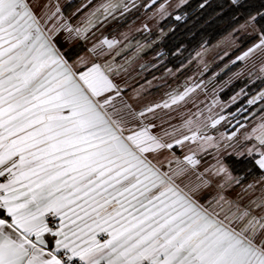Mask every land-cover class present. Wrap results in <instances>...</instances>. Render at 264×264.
Listing matches in <instances>:
<instances>
[{
  "label": "snow or ice",
  "instance_id": "obj_1",
  "mask_svg": "<svg viewBox=\"0 0 264 264\" xmlns=\"http://www.w3.org/2000/svg\"><path fill=\"white\" fill-rule=\"evenodd\" d=\"M127 11L124 0H102L74 27L52 0H0V264H264V118L244 136L255 141L245 152L262 175L245 185L225 165L214 166L209 171L224 183L201 203L196 196L211 183L203 174L200 183L177 181L199 164L197 151L219 147L206 129L193 130L188 119L191 135L172 143L154 135V125L125 135L126 117L161 105L125 113L114 103L120 89L111 60L78 72L58 47L61 32L86 39ZM261 21L264 11H257L240 26L259 41L237 60L259 55L264 79ZM119 43L103 37L89 51L105 55ZM192 90L171 96V104ZM257 100H264V90L248 104ZM186 141L200 143L183 160H168V171L149 158ZM233 185L240 191L229 198L223 190Z\"/></svg>",
  "mask_w": 264,
  "mask_h": 264
},
{
  "label": "flooded vegetation",
  "instance_id": "obj_2",
  "mask_svg": "<svg viewBox=\"0 0 264 264\" xmlns=\"http://www.w3.org/2000/svg\"><path fill=\"white\" fill-rule=\"evenodd\" d=\"M127 1L128 0H124L130 11L125 12L123 15L117 12L116 19L109 18L106 23L98 25V27H102V31H107L106 34L108 36L114 35L117 29L128 27L134 21L142 17L143 14L150 13L151 15L153 13V15H155L157 13V6L162 2H159V0H155V3H153V0ZM96 2L99 4L102 0H96ZM175 12L176 9L167 16L170 18L168 22L170 25H172L173 20H177ZM164 21L165 20L158 23L156 29H153L151 32L147 33L144 31L145 33L135 34L124 42L122 47L118 50L120 51L123 49V51H120L119 56L114 55V59L111 58V61L117 68L123 65L122 69L119 67V69L116 70L117 73L124 72L132 64L137 63V75L143 76L145 74L143 81L148 79L154 81L155 87L153 88L152 94L159 93L162 95V99L166 101L170 100L171 96L175 94L184 93L186 89L193 90L185 96L184 100L189 99L197 93H202L205 97L208 86L216 87L217 85L219 86L220 83L224 84V82H226L227 85L238 87L240 75L236 76L235 74L240 72L242 74L243 70L240 69L244 67L240 65L237 57H235L237 55L236 48H223L225 45L224 40L218 41L215 45L200 50L187 47L184 51L177 52L176 59L172 61L171 59H167L161 51L165 38L170 35L171 29L173 28L168 24L164 25ZM89 32L87 33L86 39H89L90 36L94 34L92 32L89 34ZM59 36L64 44L63 52L66 48V42H64L62 35L59 34ZM138 45L143 46V48L136 54ZM84 46L87 47V45ZM146 58H151L147 66L144 63V59ZM231 60L235 61V63L229 64ZM128 61H130V63H128ZM222 77L224 78L222 79ZM257 86L258 87L249 95L245 97L242 95L239 100L235 99L231 104L230 112L219 113L215 118L204 116L205 124L203 128L206 129L209 136L214 138V143L219 145L218 148L208 147L205 151H202L200 157L205 158L203 160L204 164L205 162L209 163L208 166L206 164L205 166L207 168H212L214 164L216 166L223 164L231 171L233 176L241 178V184L245 185L252 182L254 179H259L262 175L261 171L255 165L254 159L248 157L245 152L246 148L250 147L255 141L244 140L245 134L251 132V129L264 118V100H257L256 103L252 105L248 104L249 99L259 93L261 89H264V83H259ZM173 114L176 115V113ZM222 117L223 119H221ZM217 119L220 122L216 124L215 127H212V122ZM182 122L184 125L183 120ZM162 128L163 127H161V129ZM233 133H236V135L232 136ZM230 136L232 139H228ZM240 152H245V155H237V153ZM240 165L247 167L252 166L255 167L256 170L244 171L238 168ZM191 171H193V180L192 182L190 181L191 184L200 183L198 176L202 174L201 170L195 168L189 171L188 169L186 173L187 176ZM201 179L207 178L203 175ZM219 191L218 185L211 182L207 188L202 189L201 192L197 194L196 198L200 200L201 203L207 204V201L211 200L213 196H216ZM239 191L240 185H233L232 187H226L223 190V194L229 198H234Z\"/></svg>",
  "mask_w": 264,
  "mask_h": 264
},
{
  "label": "rangeland",
  "instance_id": "obj_3",
  "mask_svg": "<svg viewBox=\"0 0 264 264\" xmlns=\"http://www.w3.org/2000/svg\"><path fill=\"white\" fill-rule=\"evenodd\" d=\"M63 1V6L66 4H73L72 1L75 2L73 4V7L71 8L70 5L65 6L63 8V11L65 13H69L72 10V15L70 17V24H72L74 27L78 26L79 22L82 20V18L85 16V14L93 7H95L97 4L96 0H92L91 4H88L87 7H82V5L87 3V0H61ZM98 1V0H97ZM132 0H128L127 2H130ZM162 1L157 6V13L153 15V13L150 15V13L143 14L142 17L134 21L132 24H130L128 27H123L121 29H117L116 33L114 35L108 36L106 33V30L102 31V27H96L93 28L89 34L92 32L89 39H80L70 36L66 32H61L68 34L67 39L70 41H75V43H70V47H76L77 45V51L79 54H77L75 57L71 58L70 56L66 57L70 64L74 68H79L78 66H83V71L86 70L87 67L91 66L92 63H100L103 64L107 61H110L111 58L117 56V51L120 47L124 44V42L131 36H134L135 34L142 33V32H151L153 29H156L157 24L166 19L170 13L179 8L184 2L187 0H159V2ZM164 5V11L160 10V6ZM70 7V8H68ZM77 9H81V11H77ZM67 13V14H68ZM144 13V10H143ZM78 16V17H77ZM242 24L238 25L236 28L232 29L229 33H227L224 36L225 45L223 48L228 49H234L236 48L237 55L235 57L243 55L245 51L249 47H251L253 44L258 43L259 37L254 38L256 36L255 32L251 28L242 29L240 26ZM100 30V31H99ZM144 32V33H145ZM236 36V37H234ZM103 37H108L109 39L115 38L116 40L120 41V43L111 51H108L105 49V55H94L89 50L97 44ZM87 41V42H86ZM242 42H245V45L242 46ZM69 43V42H68ZM81 44L87 45L85 49H80L79 46ZM71 50L75 48H70ZM76 50V49H75ZM119 56V55H118ZM83 57L85 61H87L86 64L79 63L80 58ZM75 59V60H74ZM73 60V61H72ZM151 58L144 59V63L147 64L150 62ZM115 61V60H114ZM240 62V65L244 68H241V70H246L240 75L239 80L243 81H249L251 83H264V79L259 78L260 72L259 68L261 65V58L259 55H256L254 57H251L247 60H238ZM77 64H79L77 66ZM137 63L132 64L128 69H126L124 72H116L117 69L113 71L111 75V79L113 82L119 86L120 89V95L115 97L114 103L116 107L123 108L125 113H127L129 110L134 113H139L143 111L144 109L148 107H154L155 105L159 104L161 105L160 108H155L154 112L146 113L143 117H137L133 119L132 117H126L129 120V123L125 126V135L130 134V130H139L142 126H152L150 127V131L154 135H158L163 137V139L166 142L172 143L175 139L182 138L183 135H191V132L188 131L186 127H184L182 120L185 121L188 119H192L195 121L193 127V130L196 127L203 128L205 122H204V116L215 118L218 116L219 113H226L231 111V104L235 99H241L242 95V89L241 87H235V88H228L227 83L224 82V84L220 83V87L217 85L216 87L208 86L207 91L205 92V97L202 93H197L190 97L189 99H183L179 101L176 104H171V99L168 100L169 107L165 108L163 107L165 103V99H162L161 94H152L153 88L155 87V82L151 81L150 79L143 81V76L137 75ZM81 71V70H80ZM241 73V72H240ZM106 95H113L115 96V92L108 93ZM155 95V96H154ZM235 98V99H233ZM159 99V102H158ZM237 101V100H236ZM125 105L130 106L129 108H125ZM173 113H176L173 114ZM199 113V116L196 114ZM219 119V118H218ZM217 119V120H218ZM161 127H163L161 129ZM166 127V128H165ZM160 128V129H159ZM165 128V129H164ZM174 133V135L171 136H165L164 133ZM200 141H197V143H192L190 141H186L184 146H174L173 149L168 150L164 149L161 151V154L159 155H149L150 159H153V162L155 163L157 160L163 161L162 170L168 171V160H173L175 158H179L183 160V157L185 155L191 154L190 150L197 149V146L199 145ZM202 151L196 152V158L199 160V164L196 166L197 170H201L202 174L213 184L219 185L220 183L224 182L223 176H216L213 175L214 167L207 168L205 164L208 166L209 163L204 164V159L201 158L200 155ZM219 153V152H218ZM214 164V163H213ZM214 166H216L214 164ZM219 166V165H218ZM216 166V167H218ZM172 167H176L175 163L173 162ZM206 167V169H205ZM193 168L189 167V171ZM213 171H209V170ZM194 170V169H193ZM192 174L193 171L189 173V175L184 176L182 179L178 180L177 183L180 184L181 187H184L186 183L192 182ZM189 177V178H187ZM191 181V182H190Z\"/></svg>",
  "mask_w": 264,
  "mask_h": 264
},
{
  "label": "trees",
  "instance_id": "obj_4",
  "mask_svg": "<svg viewBox=\"0 0 264 264\" xmlns=\"http://www.w3.org/2000/svg\"><path fill=\"white\" fill-rule=\"evenodd\" d=\"M72 3L75 4L74 1ZM73 4H69L71 8ZM257 11H264V0H240L238 4H233L232 0H187L183 6L176 9V16H180V20H173V22L171 21L172 25H170L168 24L170 18L166 17L164 19L163 24H168L173 28L171 29L170 35L165 38L161 51L167 59L174 61L177 52H182L187 47L200 50L215 45L216 42L223 41L224 36L232 31V29L240 24H244L250 14H255ZM67 13L63 11V16L66 17ZM260 23L264 24V21ZM255 34L256 36L254 38H258V34ZM62 36L64 42L68 43V34H63ZM244 45L245 42H242V46ZM70 48H75L76 50H71ZM79 48L85 49L84 44L80 43ZM63 54L65 57H75L79 54L77 45L76 47H66ZM232 63V60L229 61V64ZM258 84L256 82L251 83L247 80H239L238 87H244L242 95L245 97L256 89ZM227 87L235 88V86L230 85ZM238 168L244 171L256 170L252 166L240 165Z\"/></svg>",
  "mask_w": 264,
  "mask_h": 264
},
{
  "label": "crops",
  "instance_id": "obj_5",
  "mask_svg": "<svg viewBox=\"0 0 264 264\" xmlns=\"http://www.w3.org/2000/svg\"><path fill=\"white\" fill-rule=\"evenodd\" d=\"M46 2V0H40V3L41 4H43V3H45ZM52 2L55 4V3H58L59 5H60V8H61V11H62V14H63V8L65 7V6H67L68 4H66L67 2H66V0H65V6H63V1H61V0H52ZM37 13L39 14V9H37ZM71 15H72V10L67 14V16L65 17V18H67V20L70 22V17H71ZM78 17V16H77ZM51 25H49V27H50ZM63 34H65V33H60V35H63ZM59 36V35H58ZM60 37V36H59ZM63 37V36H62ZM68 42L69 43H66V47H69L70 46V43H75V41H70V40H68ZM75 60V59H74ZM73 61V60H72ZM70 63V62H69ZM79 64H77V66H78ZM79 68H74L73 67V69L74 70H76V71H83V66H78Z\"/></svg>",
  "mask_w": 264,
  "mask_h": 264
},
{
  "label": "water",
  "instance_id": "obj_6",
  "mask_svg": "<svg viewBox=\"0 0 264 264\" xmlns=\"http://www.w3.org/2000/svg\"><path fill=\"white\" fill-rule=\"evenodd\" d=\"M58 40H59V42H60V43L58 44V47H60V49H61V51H62V50L64 49V44L62 43V40H61L60 37H58ZM262 90H264V89H261L260 91H262ZM260 91H259V92H260ZM257 94H258V93H257ZM257 94H256V95H257ZM256 95H255V96H256Z\"/></svg>",
  "mask_w": 264,
  "mask_h": 264
},
{
  "label": "built area",
  "instance_id": "obj_7",
  "mask_svg": "<svg viewBox=\"0 0 264 264\" xmlns=\"http://www.w3.org/2000/svg\"><path fill=\"white\" fill-rule=\"evenodd\" d=\"M0 182H3V178H0Z\"/></svg>",
  "mask_w": 264,
  "mask_h": 264
}]
</instances>
